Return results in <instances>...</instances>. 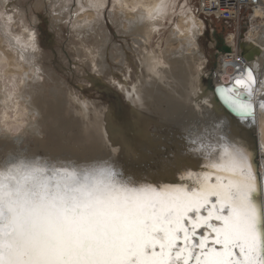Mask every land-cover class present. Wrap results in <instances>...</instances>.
<instances>
[{
    "label": "bare ground",
    "instance_id": "1",
    "mask_svg": "<svg viewBox=\"0 0 264 264\" xmlns=\"http://www.w3.org/2000/svg\"><path fill=\"white\" fill-rule=\"evenodd\" d=\"M224 1L227 0H201L198 15L187 3L179 7L180 0H112L116 9L109 14L126 41L119 48L114 43L109 47L112 37L98 23L103 22L110 0H36L32 6L49 11L52 28L60 30L68 18L75 20L79 41L68 48L69 52L60 54L62 61L70 63L68 73H63L52 66L55 58L41 48L35 32L26 48L13 35L14 49H10L0 35V121L6 125L3 127L0 122V159L12 151L52 161L70 160L78 165L108 161L126 177L147 183L156 178L155 185H174L180 183L174 181L186 171H203L206 161L202 153L219 152L222 135L243 148L251 163L252 148L257 145L259 169L264 176V115L260 108L264 88L259 84L264 79V24H253L258 15H264V0L253 6L255 12L247 18L249 23L252 21V28L244 39L238 37V42H234L232 33L228 39L234 48L222 45L221 50L232 51L221 56L216 75L217 85L227 86L245 77L246 66H259L258 83L251 97L255 115L247 121H240L228 111L217 89H208L204 81L208 58L206 25L201 17L215 13L216 20L223 22L219 6L213 10L210 7L217 2L225 5ZM16 2L6 0L2 4L13 12L18 7ZM25 11L28 8L22 16L30 22ZM236 13L240 23L245 14ZM1 29L9 31L5 23ZM165 31H170L166 46L160 42L154 47L156 38ZM87 32L91 35L86 36ZM246 54L253 58L249 60ZM117 55L116 63L110 64L108 60L112 62ZM46 72L55 80L53 85L47 77L38 84ZM221 76L227 77L228 82L222 81ZM71 77L81 87L74 85ZM9 82H13V87ZM91 90L101 92L106 101L83 99V94ZM239 91L245 89L240 87ZM26 118L29 122L18 135L8 129ZM217 124L222 127L217 128ZM39 128L55 137L48 135L51 141L77 145L60 144L43 150L33 147L30 139L38 138ZM196 137L203 140L205 147L201 152L192 151L195 146L189 143Z\"/></svg>",
    "mask_w": 264,
    "mask_h": 264
},
{
    "label": "snow or ice",
    "instance_id": "2",
    "mask_svg": "<svg viewBox=\"0 0 264 264\" xmlns=\"http://www.w3.org/2000/svg\"><path fill=\"white\" fill-rule=\"evenodd\" d=\"M258 70L248 65L243 79L217 88L240 121L254 117ZM260 108L264 115V98ZM219 140V152L202 153L203 171L174 185L126 177L108 161L8 151L0 159V264H264V190L250 155ZM189 143L194 152L205 147L201 137Z\"/></svg>",
    "mask_w": 264,
    "mask_h": 264
},
{
    "label": "rangeland",
    "instance_id": "3",
    "mask_svg": "<svg viewBox=\"0 0 264 264\" xmlns=\"http://www.w3.org/2000/svg\"><path fill=\"white\" fill-rule=\"evenodd\" d=\"M15 1H17L16 3L18 5V7L15 8L13 10V12H10L9 9L4 7V4H2L4 2H6V0H2V2H0V35H2L4 37V40H6L7 45H9V48L11 47L10 49H14V46H13L14 42H13V38H12L13 35H14V38L17 37L21 46H24L23 48L28 47L29 42H31L33 40V37L31 35L35 32V37L37 38L38 42L41 43V48L45 52L47 51L46 53H48L53 58H55L54 63L52 62V66L57 68L58 71H60V72L68 73V68H70V66H69L70 63H68L69 60L68 61H62L63 58H61L60 56H62L65 52L66 53L69 52L70 51L69 49H71L73 47V44H77L79 41V33L76 32L77 25L73 24L75 20H73L72 18H68V20L65 19L66 21L63 24L62 28L60 30H58V29L52 28L51 16H50L49 11L46 8H42V9L37 10V9H35L34 6H32V5H34L36 0H28V1L27 0H15ZM15 1L13 0L14 3H15ZM185 3H187L189 6H191L193 12H195L196 14L199 15V8H201V0H180L179 7H180V5L183 6V4H185ZM112 6H113L112 0H110V2L106 5V8H105L106 14H105V17L102 19L103 22L102 21L98 22L99 28L102 26L100 29L103 28L102 29L103 31L108 32L111 35L112 41L109 43V47H111V45L117 44V46L119 48H121L120 45L125 44L126 41H125V39H123L124 37L119 32L120 31L119 28L113 23L111 15L109 14V12H111L113 9L114 10L116 9L114 6L112 8ZM27 8H28V12L25 11V13H27L26 19L30 22H25V18L22 16L23 10L27 9ZM254 12L255 11H253V9L249 10V11H245V15H244L245 18H244V20L241 21L242 23L240 22L239 26H237V24H234V23H231L232 26L230 24H227V23L225 24L220 20H216L217 19L216 17H214V19L211 17H207V18L201 17L204 20L205 25H206L205 26L204 42H205V47H206L205 53H206V56L208 58V60H207L208 75L206 74L204 76V81H205L206 87L208 89H213V90L217 89L218 83L216 82V75H217L218 67L220 64V58L223 54H226V53L232 51V49L234 48L233 45L231 44V40L229 42V39H228L229 35L233 33V35L236 37L234 39V42H235V40H236V42H238V37H240L241 39L242 38L244 39V37L246 36L248 31L252 28V23H251L252 21L249 23L250 20L247 18H249L252 13L254 14ZM35 17L37 19L36 21H35ZM5 19H7V20H5ZM30 19H32V20H30ZM66 22H67V24H66ZM4 23L9 27L10 32L9 31L6 32V31H3L1 29V26H3ZM105 23H106V25H105ZM253 24L258 25V27H260V25L264 24V15L263 14L258 15V17L256 19V23H253ZM106 26H108V28ZM92 32H94V30ZM85 35L87 36V35H91V34L89 32H87V33H85ZM169 35H170V31L162 32L161 35L156 38L155 42L153 43V46L155 47L161 42V44H163L162 47H165L167 44V41L169 40L168 39ZM97 36L98 35L95 36V34H94V37H97ZM98 37H101V36L99 35ZM224 44L225 45L228 44L232 49L230 51L221 50V47ZM113 50H114V52H117L116 51L117 48L113 49ZM60 54H62V55H60ZM106 56H108V58H109L110 50H107ZM118 59H119V55L115 56L114 59L112 58V60H113L112 62L110 59L108 61L110 64H112V63H116V61ZM71 60H73V58H71ZM0 70H1V72L3 71L2 69H0ZM215 70H216V72H215ZM78 71H80V70H78ZM47 74H48L47 72L42 74V78L40 79V82H38V84L42 83V82L44 83V78H46V77H47L46 79H48V82L51 85H53L55 83V80L52 79L51 75L48 74L49 75L48 76ZM209 75H210V77H209ZM71 79H72V83L74 85L76 84L77 86L81 87V84L75 79V77L74 78L71 77ZM220 79H222V81H224V82H228V78L225 76L224 77L221 76ZM11 83L13 84V82H9V86L13 87V85ZM71 87H73V89L77 90L74 86H71ZM87 87L89 89V86H87ZM87 87H86V89H87ZM77 91H79V90H77ZM82 98L83 99H87V98L89 99L90 98V99L98 101V102H101V100H105L102 93L99 91H96V90H94V91L91 90L90 93L89 92L86 94L84 93ZM121 98L123 99V101L126 100V98H124L123 93L121 95ZM13 110H14V108H11L10 112L14 116L15 113ZM0 116H1V114H0ZM0 122L2 123L1 126H3L4 125L3 121L1 120ZM28 122H29V119L26 118V121H21L20 124H15V126H13V127L11 126L12 128L10 127L11 129L10 128H8V129L10 131H12L14 135H18L22 130L25 129L24 127L27 126L26 124H28ZM3 127H6V125H4ZM16 128H19V129H16ZM49 128H50V126L46 129L48 130ZM12 129H14V130H12ZM154 129H155V126L152 127V131H154ZM39 130H40V132H37ZM39 130L36 131L37 137H38V138H36L37 140L34 138L30 139L31 141L33 140L31 142L33 147L41 148V150H43V149H46L47 147L48 148H55L60 144H63V145L66 144L69 146L70 145L71 146L77 145L75 143L73 144V143H69L66 141H61V142L60 141H51L50 137L51 138H55V137H52V135H49V132L47 130H44L42 128H39ZM40 133H42V134H40ZM156 135H158V134H156ZM0 139H1V137H0ZM47 140H50V141H47ZM36 141H37V143L39 142V145L35 144ZM45 142H46V144H45ZM43 143L45 144V146L43 145Z\"/></svg>",
    "mask_w": 264,
    "mask_h": 264
},
{
    "label": "built area",
    "instance_id": "4",
    "mask_svg": "<svg viewBox=\"0 0 264 264\" xmlns=\"http://www.w3.org/2000/svg\"><path fill=\"white\" fill-rule=\"evenodd\" d=\"M225 5L220 4L217 2L216 4H213L210 7V10H213L216 6H219V11L222 10V17L223 22H231L234 24H240L238 22V14L236 12H240L241 15L245 14V11H249L253 9V6L257 4H261V1L259 0H227ZM202 7V5H201ZM210 17H216L218 19V16L215 13H210ZM243 16H241L242 20ZM240 20V22H241ZM242 23V22H241Z\"/></svg>",
    "mask_w": 264,
    "mask_h": 264
},
{
    "label": "water",
    "instance_id": "5",
    "mask_svg": "<svg viewBox=\"0 0 264 264\" xmlns=\"http://www.w3.org/2000/svg\"><path fill=\"white\" fill-rule=\"evenodd\" d=\"M246 56H247V58L250 60V58H253V56L251 57V55H250V57H249V55H247L246 54ZM233 84V83H232ZM228 86V85H227ZM219 97V99H220V101L223 103V105L228 109V111H230L231 112V110H230V108L228 107V105H226L225 104V102L223 101V98L221 97V96H218ZM251 100H252V98H251ZM252 103H253V100H252ZM254 105V104H253ZM232 113V112H231ZM233 115H235L234 113H232ZM254 115H255V107H254ZM236 116V115H235ZM252 154H253V156H252V163H253V165H254V168H255V172L258 174V179H259V182H260V186H261V189L262 190H264V176L261 174V171H260V169H259V167H260V158H259V153H258V148H257V145H256V147L255 146H253V148H252ZM147 173V175L149 174L148 172H146ZM178 177V176H177ZM155 179L156 178H153L152 179V184H155ZM174 182H176V183H179V182H181V179H178L177 178V180H175Z\"/></svg>",
    "mask_w": 264,
    "mask_h": 264
}]
</instances>
